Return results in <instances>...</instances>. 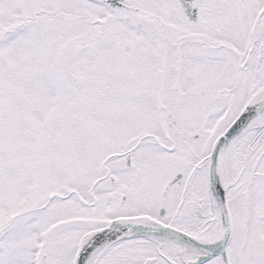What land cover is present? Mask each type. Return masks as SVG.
I'll return each mask as SVG.
<instances>
[{"label":"snow or ice","instance_id":"obj_1","mask_svg":"<svg viewBox=\"0 0 264 264\" xmlns=\"http://www.w3.org/2000/svg\"><path fill=\"white\" fill-rule=\"evenodd\" d=\"M0 264H264V0H0Z\"/></svg>","mask_w":264,"mask_h":264}]
</instances>
